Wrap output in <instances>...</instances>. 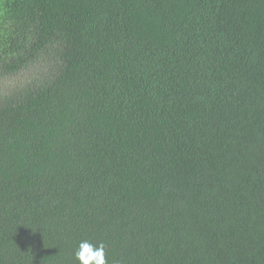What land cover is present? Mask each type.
<instances>
[{
  "label": "trees",
  "instance_id": "16d2710c",
  "mask_svg": "<svg viewBox=\"0 0 264 264\" xmlns=\"http://www.w3.org/2000/svg\"><path fill=\"white\" fill-rule=\"evenodd\" d=\"M264 264V0H0V264Z\"/></svg>",
  "mask_w": 264,
  "mask_h": 264
},
{
  "label": "clouds",
  "instance_id": "9594fccd",
  "mask_svg": "<svg viewBox=\"0 0 264 264\" xmlns=\"http://www.w3.org/2000/svg\"><path fill=\"white\" fill-rule=\"evenodd\" d=\"M74 258L78 264H108L105 245L102 242L93 243L87 239L78 242Z\"/></svg>",
  "mask_w": 264,
  "mask_h": 264
}]
</instances>
